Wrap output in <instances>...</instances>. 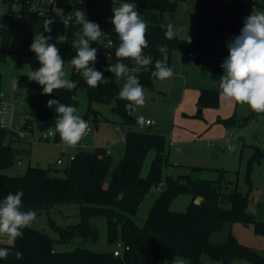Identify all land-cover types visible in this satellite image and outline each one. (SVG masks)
<instances>
[{
  "label": "trees",
  "instance_id": "obj_1",
  "mask_svg": "<svg viewBox=\"0 0 264 264\" xmlns=\"http://www.w3.org/2000/svg\"><path fill=\"white\" fill-rule=\"evenodd\" d=\"M29 3L33 0H0L7 8L2 17L8 20V27L3 30L0 43V58L5 60L9 49L11 24L13 15L11 8L19 4V13L22 18L23 38L21 44L13 51L18 56L30 58V69L40 67L35 53L30 51L35 35L43 32L42 19L29 10ZM98 0H71L72 13L81 9L85 11L86 18L99 24L100 29L113 27L103 17L102 8L98 11L94 3ZM107 2L108 0H104ZM117 3H130L137 8L146 10V23L148 25V47L144 53L150 54L154 61L161 57L160 46H167L168 66L171 52L181 48L178 36L168 40L164 36L165 29L161 25L169 22L156 16L155 11L173 14L177 2L190 1L195 15V30L191 39L190 49L196 53V63L204 72L211 64V77L220 82L223 74L221 64L228 54L220 55L213 52L214 43L225 33L235 32L239 35L244 25V18L252 10L264 11V0H114ZM171 24V23H170ZM81 26L75 23V17L69 25L62 28L58 35H66L67 40L60 54L65 63L76 55V49L71 43L73 33ZM57 35V36H58ZM56 36V37H57ZM53 38L49 43L57 44ZM110 39L111 42H107ZM90 46L97 49V59L94 65L96 70L103 73L104 80L98 88L89 87L84 78L74 67L70 66L67 78L78 82L77 87L71 91L66 89L55 90L52 95L42 94V87L31 81L28 73H17L20 90L13 91V98L25 97L32 109L24 116L21 123L23 130L33 131L35 123L41 132L51 128L55 137V105L47 106L50 99L59 100L65 105L76 104L75 94L82 90L87 94L88 109L84 119L91 114L95 121L97 111L90 107V103L99 102L112 104V111L118 116L119 124L123 129L124 153L113 165L110 154L104 146L94 151H80L63 169V176L50 174V167L27 165L21 174L9 175L4 169L12 166L20 159V152L13 141L17 134L11 129L0 126V200L8 193L23 190V210L32 209L36 215L41 211H49L57 205H78V222L66 227H60L49 221L51 227L57 232L58 238L52 239L48 234L33 229L24 228L23 236L16 240L15 246L10 248L7 259H0V264H172L176 257H183L187 264H235L234 260H245L251 264H264V254L259 250L240 242L231 232L232 225L253 224L258 234H264V222L255 220L247 210V194L240 191L226 169H215V178L190 177L189 173L166 177L163 181L162 169L170 162L169 149L166 136L151 132L149 127L140 128L141 124L134 115L125 110L126 100L120 99L118 93L121 88L117 77L109 71H103L104 66L118 62L115 56L119 47L117 34L102 36L98 41L90 42ZM192 54V52L189 51ZM128 67H136L133 61L125 59ZM71 64V63H70ZM154 66L149 70L140 69L136 75L140 84H146L151 77ZM220 96L218 87L199 88L196 105L203 107H216ZM200 116V115H198ZM235 118L229 116L220 119L225 127L230 126ZM102 121H109L103 118ZM243 124V122H241ZM153 150L147 175H140L144 158L148 151ZM261 150L253 152L252 160L259 159ZM111 169L109 182L105 185L108 172ZM189 171L202 170L197 166H190ZM163 184V185H162ZM163 186L160 193L153 199L148 215L142 224L134 220V215L153 186ZM123 199H117L119 193ZM180 194H189L191 200L183 211L170 209L172 200ZM196 199H199L196 201ZM102 216L106 225L107 243L119 241L121 254L114 255L113 249L108 251H92L84 246L76 245L72 250L61 251L54 249V243H67L75 237L84 240H96L97 230L91 218ZM228 227L226 239L214 242L211 235ZM0 247H8L0 243ZM22 252L21 259H17L15 252Z\"/></svg>",
  "mask_w": 264,
  "mask_h": 264
},
{
  "label": "rangeland",
  "instance_id": "obj_2",
  "mask_svg": "<svg viewBox=\"0 0 264 264\" xmlns=\"http://www.w3.org/2000/svg\"><path fill=\"white\" fill-rule=\"evenodd\" d=\"M98 1L94 3V8L98 11L101 5L103 17L109 22L113 17L112 9L123 4L114 0ZM135 8L140 12L141 19L146 21L147 11L136 6ZM1 9L2 11L7 10L5 6ZM18 10L19 4H14L11 8L13 14L9 40L11 52L7 54L5 60L0 58V91L6 94V101L9 103L8 112L11 117L13 116L11 126L17 134L13 145L20 152V159L3 172L9 175L21 174L29 164L50 167L51 175L63 176V169L67 165L69 156H75L82 150L94 151L98 147L105 146L107 142L111 143L113 167L124 153L123 131L119 118L112 111V104L92 102L90 107L97 111L96 116L100 120L95 121L91 114L84 119L89 103L87 94L82 90L75 94L74 107L77 108V114L88 122L89 131L76 147H66L59 137H55L54 132L48 139L42 138V132L35 123L32 132L22 129L21 123L24 116L28 115L32 107L24 96L13 98L11 82L15 74L29 73L31 69L30 58L13 53L23 38V27L19 20ZM155 14L179 30L177 36L180 39L181 48L171 52L169 67L173 69L174 74L170 78L160 80L151 76L148 83L141 84L146 103L139 107L133 115L136 119L142 116L144 120H152L153 123L149 126L150 131L166 136L170 162L162 169L163 181L166 177L174 178L186 173H189L193 179L215 178L217 176L215 169H226L230 178L236 181L238 189L247 194V210L255 220L264 222V113L258 114L246 104L241 105L221 96L216 107L199 109L196 105V90L200 87L216 88L219 83L211 77V64L204 72H201L200 66L196 63V53L190 49V43L186 41L188 36L192 39L195 30L192 4L190 1H178L173 14L163 11H155ZM105 31L109 36L116 34L114 26L106 27ZM42 34L51 36L52 39L55 35L46 32ZM235 36H237L235 32L223 34L214 43L213 52L220 55L229 54L226 44ZM56 46L62 54L63 45L57 43ZM189 51L193 54L192 58L187 55ZM70 66L69 62L65 63L66 76L69 74ZM136 67H129V69ZM136 72L133 71L131 74ZM117 83L122 88L125 78L117 79ZM229 116L235 118L230 126L225 127L218 121V118L223 119ZM103 118L109 121H102ZM96 125L98 129L95 128ZM115 126H118V129H115ZM140 128H146L144 123ZM48 130L52 129L49 128L46 131ZM255 149L261 150V154L259 159L253 161L251 156ZM153 156V150L146 154L140 172L142 177L147 175ZM58 157L62 163L56 166ZM188 166L203 169L189 171ZM110 174L111 169L106 177L105 185L109 182ZM162 189L163 186L159 185L149 190L133 216L136 223H143L153 199ZM190 200L189 194H180L172 200L170 209L183 211ZM78 219V205H57L49 211L38 213L30 227L48 234L52 239H57L58 234L51 227L50 220L60 227H66L77 223ZM91 222L97 230L96 240L75 237L67 243H54V249L68 251L80 245L92 251L102 252L119 246V241L107 243L105 219L102 216L92 217ZM232 226L233 234L240 242L264 253V234L256 233L253 224L235 223ZM227 232L228 227L225 226L222 230L214 232L210 239L214 242L224 241ZM0 243H6V238L0 237ZM178 261L181 264H187V260L183 257H176L172 264H177ZM234 263L251 264L245 260H234Z\"/></svg>",
  "mask_w": 264,
  "mask_h": 264
},
{
  "label": "clouds",
  "instance_id": "obj_3",
  "mask_svg": "<svg viewBox=\"0 0 264 264\" xmlns=\"http://www.w3.org/2000/svg\"><path fill=\"white\" fill-rule=\"evenodd\" d=\"M113 17L110 22L119 38V47L115 56L118 62L110 64L107 71L115 74L117 79L125 78L118 97L126 100L125 110L133 115L139 107L146 103L143 86L139 83L133 71L140 69L149 70L154 66L151 76L160 80L170 78L174 73L168 66L167 46H160L161 57L155 59L150 54H145L148 47L146 21L141 19V14L135 5L123 3L112 9ZM71 15L75 17V23L80 25V30L73 33L71 43L76 49V55L70 60L74 69L82 75L86 84L91 88H98L104 80L103 73L90 65H94L97 59V49L90 46V42L98 41L104 33L99 24L86 18L84 10L77 9ZM165 29L166 39H174L178 35V29L172 24L161 25ZM46 31H51L47 28ZM51 36L43 34L35 35L30 51L35 53L40 67L30 71L27 76L31 81L37 82L42 87V94L52 95L55 90L66 89L71 91L77 87L76 81L66 76L64 60L60 56L56 44L49 43ZM58 43L67 40L66 35L56 37ZM188 43L191 38L188 36ZM229 54L221 64L224 70L220 76V96L230 99L241 105H247L253 112L264 113V11L252 10L251 14L244 18V25L239 35L232 38L227 44ZM130 59L137 66L135 69L120 62ZM12 90L19 91V81L11 82ZM55 105V133H58L60 141L66 147H76L89 131V124L77 114V108L65 105L59 100L50 99L47 106ZM139 124L144 123V117L137 118ZM23 190L8 193L0 200V237L6 238L8 247H0V259H7L10 248L15 246L16 240L23 236V229L29 227L36 219V212L32 209L23 210ZM124 194H118L117 199H123ZM15 257L21 259L22 252H15ZM181 264V262H177Z\"/></svg>",
  "mask_w": 264,
  "mask_h": 264
},
{
  "label": "built area",
  "instance_id": "obj_4",
  "mask_svg": "<svg viewBox=\"0 0 264 264\" xmlns=\"http://www.w3.org/2000/svg\"><path fill=\"white\" fill-rule=\"evenodd\" d=\"M98 3L101 4L100 1H98ZM28 4L29 10L34 13L37 17L42 19V33L46 32L49 34H55L54 38L58 35L62 28H65L69 25L71 19L73 18V15H71V0H33L31 3H29L28 1ZM3 7L4 5L0 2V43L3 37V30L8 27V20L2 17V15L6 12L2 11L1 8ZM99 7L101 8V5H99ZM10 15L13 14L7 13V16ZM19 20L20 22H22L20 13ZM47 28H50L51 31H46ZM101 31L104 33L105 36H107V34H105L104 29H101ZM104 35H102V38ZM107 42H111L110 39H108ZM189 55H191V53H189ZM108 66L109 65L104 66L102 70L107 71L106 69L108 68ZM8 104L9 103L6 101V94L0 91V126L12 129L11 124L13 116L11 117V114L9 115ZM144 123L145 125L149 126L153 123V121L150 119H146ZM41 134L42 138L48 139V137L53 134V130H48L46 132L43 131ZM106 152L109 153L108 150H106ZM73 158L74 156H69V161H71ZM56 163L61 164L62 160L58 158ZM113 254L116 256L121 254V245L113 249ZM205 264L213 263L210 261H206Z\"/></svg>",
  "mask_w": 264,
  "mask_h": 264
},
{
  "label": "crops",
  "instance_id": "obj_5",
  "mask_svg": "<svg viewBox=\"0 0 264 264\" xmlns=\"http://www.w3.org/2000/svg\"><path fill=\"white\" fill-rule=\"evenodd\" d=\"M19 11V10H18ZM104 31H105V29H104ZM106 32V31H105ZM106 34V33H105ZM214 46V45H213ZM187 55H188V57H190V58H192V55L193 54H191V55H189V52L187 53ZM29 61H30V59H29ZM29 65H30V63H29ZM68 76V75H67ZM200 88H202V87H200ZM198 94H199V88L196 90V99H197V97H198ZM219 98H220V96H219ZM201 112H202V110H201ZM216 117H219V116H216ZM146 120V119H145ZM145 120H144V122H145ZM144 125H145V123H144ZM97 126V129H98V125H96ZM146 127H149V126H147V125H145ZM121 127V126H120ZM122 128V127H121ZM115 129H118V126H115ZM122 131H123V129H122ZM226 135V134H225ZM225 137H227V136H225ZM228 137H232V136H229L228 135ZM122 138H123V142H124V136L122 135ZM168 144H170V142L168 143ZM105 148H106V150H108L109 151V153L108 154H112V150H111V143H108L107 142V144L104 146ZM168 149H169V147H168ZM59 158V157H58ZM57 158V159H58ZM57 159H56V161H57ZM68 162H70L69 161V158H68V161H67V164H68ZM58 164L56 163V166H57ZM190 166H188L187 168H189ZM199 199H196V201H198ZM231 232H232V234H233V226H232V228H231ZM234 235V234H233ZM260 252H262V251H260ZM263 253V252H262ZM264 254V253H263Z\"/></svg>",
  "mask_w": 264,
  "mask_h": 264
},
{
  "label": "water",
  "instance_id": "obj_6",
  "mask_svg": "<svg viewBox=\"0 0 264 264\" xmlns=\"http://www.w3.org/2000/svg\"><path fill=\"white\" fill-rule=\"evenodd\" d=\"M95 128L97 129V126H95ZM19 152L18 151H16V154H18Z\"/></svg>",
  "mask_w": 264,
  "mask_h": 264
}]
</instances>
